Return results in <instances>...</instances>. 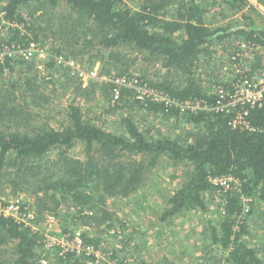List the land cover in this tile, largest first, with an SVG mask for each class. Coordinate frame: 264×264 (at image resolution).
I'll return each instance as SVG.
<instances>
[{"label":"trees","instance_id":"obj_1","mask_svg":"<svg viewBox=\"0 0 264 264\" xmlns=\"http://www.w3.org/2000/svg\"><path fill=\"white\" fill-rule=\"evenodd\" d=\"M210 1L138 0L137 7L132 8L123 0H0V43L27 42L32 38L44 45L48 52L50 50L51 56L72 58L96 50L98 53L92 54V58L100 56L106 65L113 63V68L105 70L108 73L116 70L118 76L125 75L137 60L135 57L126 68L123 67L125 63L122 62L121 48L130 46L132 52L144 53L148 59L161 60L166 68H173L184 79L179 83L169 79L158 82L148 80L145 75L144 81H148L151 87L179 102L209 99L213 105L217 98L209 96L207 86L201 85V77L195 68L197 60L202 53L209 52L211 44L232 35L242 36L240 40L264 50V18L258 23L245 15L251 21L243 26L213 27L205 18ZM219 1L227 13L245 10L249 4V0ZM32 5L38 7L37 10L42 6L56 9L59 5H65L77 16L75 19L70 15L59 16L49 24L50 27L32 29L27 26L29 21L22 11ZM250 8L256 10L254 6ZM2 25L6 28V36L1 31ZM24 26L32 30V36L23 31ZM48 39L52 43L46 48ZM238 50L237 43L230 54ZM262 60L249 66L250 76L262 70ZM27 61L9 59L5 67L13 72L17 64ZM55 62L52 61L51 65ZM25 84L28 91H35L33 98L38 96L33 101L39 102V98L44 100L45 94L40 85L33 88L32 83ZM10 85L6 89L0 87V171L5 183L21 184L34 177L35 170L36 174L44 172L40 179L43 181L42 188L55 201L53 207L62 203L55 200L59 194L63 203L75 209L77 219L86 224L97 222L100 226L111 216L104 207L106 200L113 196L129 198L143 188L150 171L148 169L164 155L174 164L184 162L191 166L186 172V180L167 197L161 209L160 221L172 225L177 218L187 216L191 211L207 209L205 193L214 189L212 178L232 176L238 185L225 192V204L218 219L209 221L207 228L211 242L203 251L211 254L214 248L220 257L199 256L197 264H264L260 250L245 238L247 220L253 213V200L264 204V99L261 105L249 108V127L232 125L235 111L200 110L185 113L188 122L202 128L191 139L180 141L169 137L150 138L129 116L122 118L123 131H108L84 118L81 107L75 104L68 105L66 122L60 127L47 124L33 126V113L25 110L29 106L25 101L31 93L26 95L23 92L18 97L15 92L18 84L13 82ZM113 88L114 84L109 83L107 91L111 92ZM123 91L122 98H126L125 94L133 93L129 88ZM23 96L24 102L21 100L18 103V98L23 99ZM40 103H36V106L42 112L44 108ZM135 103L155 113L169 114L175 111L173 114H180L179 108L167 106L162 101L146 99L143 102L136 100ZM34 116L38 118L39 114ZM75 145H83V159L67 154L68 149ZM56 150H59L55 156L58 159L57 171L49 175L46 173L50 172L46 166L48 163L43 161ZM9 168L13 170L6 175ZM9 176H14L13 180ZM42 188L33 193H38ZM97 194L99 199L95 202ZM244 197L252 200L247 212ZM40 215L39 222L43 216ZM260 216L264 218V209ZM42 238L41 230L34 231L12 217L0 215V247L13 249V258L5 260L0 257V264H45L43 258L47 260L46 264H82L84 258L77 256L76 252L54 257L50 250H40ZM83 238L87 245L95 242L90 236ZM126 238L123 248L113 251L114 257H120L121 262H129L126 245L133 237ZM119 252L123 255L119 256ZM144 264L148 263L144 261Z\"/></svg>","mask_w":264,"mask_h":264},{"label":"rangeland","instance_id":"obj_2","mask_svg":"<svg viewBox=\"0 0 264 264\" xmlns=\"http://www.w3.org/2000/svg\"><path fill=\"white\" fill-rule=\"evenodd\" d=\"M123 1L132 8H136L138 5V0ZM251 6L256 7V10H252ZM37 8L32 5L22 10L29 21L27 26H31L32 29L50 27L49 24L59 16L70 15L72 19L77 16V13L65 5H59L56 9L51 8V6H42L38 10ZM208 8L209 10L205 14L206 22L213 27L222 25L239 27L250 23L253 19L260 23L264 18V0H249L246 9L239 12L227 13L219 0L216 2L210 1ZM245 15L249 16L251 20L246 19ZM1 28L3 35L6 36V28H3V25ZM22 28L24 32L27 31L32 36V30H28L26 26ZM83 35H81L82 38ZM240 37L242 36L232 35L211 44L208 48L211 53H202L200 59L197 60L195 68H197L199 77H201V85L207 86L206 93L209 96L213 95L212 88L215 84L225 85L232 78V68L235 65L247 69L252 63H258L262 59L261 64H264V50H248L243 54L244 57L239 58L236 64L233 61L231 62L232 55L230 51L242 39ZM51 43L52 40L48 39L46 48L51 46ZM131 50L130 46L124 45L121 48L122 62L125 63L124 68L137 57V60H134L133 64L130 65L127 73L122 76H118L116 70H112L111 73L105 70V68H113V63L106 65L104 59L100 56L93 59L91 55L97 54L96 50L88 54L78 55L76 58L64 57L63 55L64 63L55 62V58L52 57L54 55H49L51 54L49 50L44 56H36L25 64H17L13 72H9L8 68L1 70L0 87L10 88V83L16 82L18 88L15 92L18 97H21L23 92L26 95L31 93L25 101L29 105L25 110L33 113V118L30 119L33 126L47 124L50 127H60L66 122L65 112L68 105L75 104L81 107L84 118L92 120L108 131L118 133L123 131L122 118L129 116L150 138L169 137L180 141L191 139L192 135L199 132L202 127L188 122L184 117L185 112L180 111L179 115L173 114L175 111L169 114L155 113L135 103L136 100H139L137 98L138 87L145 88L158 95L163 93L161 90L151 87L148 81H144L145 75L148 80L158 82L169 79L179 83L184 80L183 77L173 68H166L161 60L148 59V55L138 54V52H132ZM52 61L55 62L53 65H51ZM72 62H74L73 66L70 65ZM92 70L98 73L97 78L87 76ZM100 76H106L107 80H102ZM116 77H125L128 80L137 79L138 82L135 84V88H129L133 91L131 95L125 94L126 98H122L124 89H121L123 92H121L119 99H116L112 95V91H107L109 83L111 84V80ZM213 81L215 82L213 83ZM28 82L32 83L33 88L40 85L44 93L40 91L45 94L43 95L44 100L40 98L39 102L32 100L38 99V96L32 97L35 91H28L25 84ZM25 86L27 91H25ZM21 100L24 102V96L23 99L18 98L17 102L21 103ZM36 103L42 104L44 108L42 112L38 111L39 107L36 106ZM38 114V118L34 116ZM58 153L59 150H56L43 161L48 163L46 166L48 165L50 172L46 173L49 175L57 171L56 162L58 159L55 156ZM67 154L83 159L84 147L83 145H75L68 149ZM190 168L191 166L184 162L174 164L170 158L164 155L161 156L155 166L148 169L150 171L145 177L146 185L143 188L135 191L129 198L113 196L106 200L104 207L107 208L111 216L100 226L97 225V222L86 224L77 219L75 209L63 203L59 194L55 200L62 201V203L58 207H53L55 201L51 200V195L46 194L42 188L43 181L41 182L40 179L41 174H44V172L36 174L35 170L34 177H28L30 178L28 181L14 185L13 183H5L0 171V201L7 202L18 197L24 204L31 205L37 223L40 224L38 230H41L43 236L40 250H50L51 255L54 257L61 256L66 250H63L64 247L69 250H77L82 247L84 242L82 236L87 235L95 239L91 246L96 249L98 257L97 255L84 254L80 249V254L76 255L84 258L82 264H110L113 261L120 263L122 259L117 256L114 257L113 251L123 248L124 240H127L126 237L132 236V240L126 245V253L129 258V262H127L129 264H144V261L148 264H197L199 256L205 258L220 257V253L214 248L211 249V254H206L203 251L204 247L211 242L207 228L208 223L210 220L216 221L220 216V211L223 210L225 190L213 185L214 189L205 193L207 205L205 211H191L187 216L177 218L172 225H166L167 222L163 223L159 219L167 197L183 184L187 178L186 172ZM12 170L13 168L7 169L6 175ZM9 177L13 180L14 176ZM39 188L42 189L34 194L33 191ZM245 198L243 204L249 211L252 200L251 198ZM98 199L99 194H97L94 201L98 202ZM253 201V213L247 220L248 227L245 238L249 244L260 250L264 262V218L260 216L264 204L259 200ZM39 212L43 215L41 222L38 218V216H41ZM121 225L123 226L121 227ZM173 230H177L178 233L182 234L181 236L177 235V240V236L175 238V235L172 236L170 233ZM77 231L80 232L81 237H76ZM47 237L51 238L52 241L61 243L64 247L54 244L50 249L46 248L45 240ZM0 249L2 250H0L1 258L5 260L13 258L11 247H0ZM122 255L123 253L119 252V256Z\"/></svg>","mask_w":264,"mask_h":264},{"label":"built area","instance_id":"obj_3","mask_svg":"<svg viewBox=\"0 0 264 264\" xmlns=\"http://www.w3.org/2000/svg\"><path fill=\"white\" fill-rule=\"evenodd\" d=\"M239 50L236 53H233L231 56V60L237 61L239 58L244 57V53L249 51H258L262 50L259 46L250 44L246 41L239 40L238 41ZM47 50L44 45H42L39 41L35 39H30L27 42H1L0 43V70H6L5 67L6 62L9 59L21 58L24 60H31L36 56H44L47 54ZM55 61L57 63H64V57L62 55H55ZM232 62V61H231ZM70 65H74L72 62ZM233 70L232 78L225 84H218L213 86V95L217 98L216 104L211 105L209 103V99H194L192 101H188L186 103L179 102L168 95L162 93L160 95L155 94L152 91H149L145 88H137V98L142 102L146 99H151L155 101L165 102L167 106H174L180 109L181 112H198L200 110H225L227 112L235 111V115L231 120V123L234 127L244 126L249 127V123L247 121V115L250 107H254L257 105H261L264 99V69L257 71L255 74L250 76L248 74L250 68H245L242 66L235 65ZM82 75L84 73H81ZM88 77H98V73L92 70ZM101 77V76H100ZM102 80H107L106 76L101 77ZM136 78H132L128 80L125 77H116L111 80V83L114 84V88L112 91V95L114 98L119 99L120 94L125 88H135V84L137 83ZM122 89V90H121ZM213 185L220 186L226 191L234 189L235 185H238V181L235 180L232 176H222V177H214L211 179ZM246 199L245 197L243 200ZM248 211V208L245 207V212ZM0 215L9 216L22 223L24 226L31 228L32 230H38L40 225L37 223V218L33 214V210L31 205L24 204L20 198H14L7 202L0 201ZM80 232H76V237H81ZM83 238V236H82ZM54 244L59 245L60 247H64L61 243L57 241H52L51 238H46L45 246L50 249L54 246ZM66 249V250H65ZM80 249H82V253L84 254H92L97 255L96 249L87 245L86 243L82 244V247L77 250H69L64 247V253L61 254L64 257V254L67 252H76L77 255L80 254ZM43 263H47L46 259H43ZM110 264H128L126 261L118 263L117 261L110 262Z\"/></svg>","mask_w":264,"mask_h":264},{"label":"crops","instance_id":"obj_4","mask_svg":"<svg viewBox=\"0 0 264 264\" xmlns=\"http://www.w3.org/2000/svg\"><path fill=\"white\" fill-rule=\"evenodd\" d=\"M170 233H171V235L172 236H174L175 235V238H176V236L179 234V236H181L182 234H180V233H178V231L177 230H173L172 232L170 231ZM173 233V234H172ZM186 235V234H185ZM162 236H164V235H162ZM178 239V236H177V238H176V240ZM198 259V258H197ZM189 263V262H188ZM192 264V263H191Z\"/></svg>","mask_w":264,"mask_h":264}]
</instances>
